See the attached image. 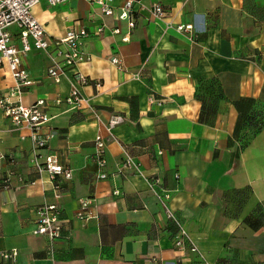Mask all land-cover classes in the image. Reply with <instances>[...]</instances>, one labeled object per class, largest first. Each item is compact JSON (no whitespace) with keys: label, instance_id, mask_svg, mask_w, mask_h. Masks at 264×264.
I'll use <instances>...</instances> for the list:
<instances>
[{"label":"crops","instance_id":"0c3cea01","mask_svg":"<svg viewBox=\"0 0 264 264\" xmlns=\"http://www.w3.org/2000/svg\"><path fill=\"white\" fill-rule=\"evenodd\" d=\"M154 1L134 4L133 28L90 0L32 8L50 41L85 29L82 50L91 58L58 83L46 74L53 47L21 58L33 79L22 102L45 101L44 131L53 135L36 148L29 130L0 111V252L17 251L0 264H264V0H159V18ZM177 24H192L193 33ZM12 86L0 65V94ZM72 87L86 104L64 101ZM112 115L121 121L109 133ZM96 137L105 140V179L97 177ZM33 152L72 170L59 198L48 173L30 162ZM125 153L141 174L118 172ZM152 177L159 183L150 186ZM163 191L193 253L173 245L157 198ZM82 198L94 216L84 225L74 216ZM51 203L62 223L55 241L32 234L35 209Z\"/></svg>","mask_w":264,"mask_h":264},{"label":"built area","instance_id":"2783aa9c","mask_svg":"<svg viewBox=\"0 0 264 264\" xmlns=\"http://www.w3.org/2000/svg\"><path fill=\"white\" fill-rule=\"evenodd\" d=\"M41 0H0V65L5 64L13 79V86L7 90L5 94H0V111L10 121L14 128L24 127L29 130L30 138L36 148L44 149L48 138L53 133L44 131L46 125L50 121V116L45 111V101L37 99L30 105L22 102V95L27 88L33 84V79L21 66V58L30 51H47L53 47V55L51 65L46 69V74L52 80L58 83L61 76L65 73V69L73 67L80 62L90 60V55L82 50L83 39L88 36V32L82 29H67L62 37L55 38L50 41L45 33L44 27L36 19L32 13V8ZM49 5L67 2L70 0H44ZM113 0H90L96 4L100 12L105 16H116L117 19L127 20L128 27H134V21L131 19L134 4H139L141 0H124L119 9L112 6ZM151 14L154 17L163 15L162 6L159 0H155L151 5ZM96 32H102V26L97 28ZM178 32L193 33L192 24H177L175 26ZM113 33H117L118 29H114ZM124 40L126 38H123ZM111 62L119 64L116 57H112ZM76 79L80 84H86L87 78L80 73L76 74ZM99 86V84H97ZM150 101H156L160 104V99L150 96ZM64 101L71 108H78L86 104L87 100L81 95L76 87H72L70 92L64 98ZM121 121L118 115H112L109 119L107 131L110 133L111 128ZM95 160L99 171L98 178L105 179L106 173L103 171L106 159L104 156L105 140L101 137L95 139ZM0 155V159L3 158ZM30 162L34 164L36 172L46 171L49 179L53 184V196L59 198L61 196V183L64 180L72 178V170L61 165L57 157L53 154L32 153ZM132 171L135 174H141L139 163L133 157L125 153L121 160L118 172ZM150 186L159 183L157 177L150 179ZM9 177L3 181V187H9ZM30 184H34L31 181ZM116 193V191L114 192ZM159 203L165 211L166 219L172 223L174 232L172 233L173 245L183 251L187 247L186 243L190 242L188 232L183 224L178 220L173 211L168 207L167 200L169 195L163 191L157 195ZM91 202L89 199H79V207L74 213L76 220L84 225L94 216L90 210ZM36 220L34 235L46 237L50 241H55L62 235V223L58 218L59 206L55 203L43 204L35 209ZM190 251H196L193 244L189 245ZM0 256L6 260H14L17 251L14 249L3 250Z\"/></svg>","mask_w":264,"mask_h":264},{"label":"trees","instance_id":"16d2710c","mask_svg":"<svg viewBox=\"0 0 264 264\" xmlns=\"http://www.w3.org/2000/svg\"><path fill=\"white\" fill-rule=\"evenodd\" d=\"M254 124H255V123H254ZM254 124H251V125H253V126H251V127H250V130H248V131H250V132H251V130L253 131V130L255 129V126H254ZM249 125H250V124H249ZM250 132H249V133H250ZM243 137L245 138V135H244ZM244 138H243V140H244Z\"/></svg>","mask_w":264,"mask_h":264}]
</instances>
